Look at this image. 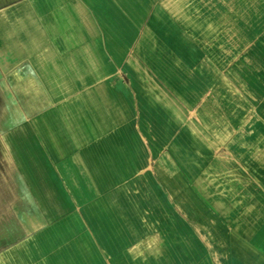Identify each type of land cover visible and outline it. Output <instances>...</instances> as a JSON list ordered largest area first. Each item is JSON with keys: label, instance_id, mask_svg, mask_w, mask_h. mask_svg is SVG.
Here are the masks:
<instances>
[{"label": "crops", "instance_id": "crops-1", "mask_svg": "<svg viewBox=\"0 0 264 264\" xmlns=\"http://www.w3.org/2000/svg\"><path fill=\"white\" fill-rule=\"evenodd\" d=\"M28 1L0 21V264H264V0Z\"/></svg>", "mask_w": 264, "mask_h": 264}, {"label": "rangeland", "instance_id": "rangeland-1", "mask_svg": "<svg viewBox=\"0 0 264 264\" xmlns=\"http://www.w3.org/2000/svg\"><path fill=\"white\" fill-rule=\"evenodd\" d=\"M28 4L31 5L28 0H0V21H2V19L4 18V14L2 11L4 10L3 8L5 6L14 7L17 10V12H19L20 9H22L23 7L26 8ZM2 42H3V39L0 36V43H1L0 49L1 50H3ZM0 100H1V95H0Z\"/></svg>", "mask_w": 264, "mask_h": 264}]
</instances>
